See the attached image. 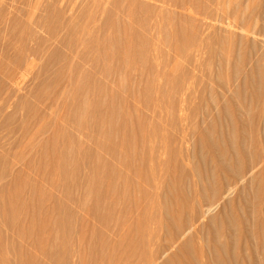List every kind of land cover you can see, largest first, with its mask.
<instances>
[{"label": "rangeland", "instance_id": "374dc122", "mask_svg": "<svg viewBox=\"0 0 264 264\" xmlns=\"http://www.w3.org/2000/svg\"><path fill=\"white\" fill-rule=\"evenodd\" d=\"M25 1L26 0H22V1L0 0V5L4 6V4H7L6 6L7 8L3 7L6 10V12L2 10L3 11L2 19L3 17L5 21L8 19L7 23L3 21L4 19L3 20L0 19L2 22L5 23V24L0 23V25H4L3 27L0 28V37L2 36L1 38L3 40V37L7 35L5 39L8 38L7 41L8 44H10V50H9V47L7 48L8 46L6 43L7 41H4L6 43L4 44L0 40L3 43V44L0 43L1 44L0 51L1 50L4 51L5 48H6L5 49L6 52L9 50L7 53L11 51L12 52L15 51V53L13 52L12 54L11 53L8 54L11 55L10 57L12 58L17 57L20 51L22 50L26 54L24 56V53L22 51L23 54L22 57H24L25 60L23 58V61H21L20 64L23 65L17 63L19 64L17 67L16 65L9 66V68L10 67L12 68L9 70V72L11 71L10 75L9 72L6 71L8 72L6 73L4 69H3L4 74L6 73L8 76L5 74L3 75L4 77L3 78L1 76L3 72L0 73V77H2L1 79L3 80L2 83V80L0 79L1 80L0 84L1 83L3 84V86H1L2 88L0 87L1 88L0 91H2L0 92L1 93L0 96L2 95L0 98L7 96L8 99L6 97H4V99L6 98L7 101L9 100L8 103L6 102V107H5L6 109L4 108L5 110H3L4 113L0 111V144H2L0 145V156L4 153L6 154V157L3 162V168L5 169L3 170L4 172H6L5 174L6 176L4 180L0 181V183L2 182V184L8 185V182L12 183L16 179L22 181L25 185L22 196H24V194L26 193L25 197H27V199L30 198L29 195L32 196L31 192L33 191L34 187L40 192H42L44 195L42 201V210L43 213H45L48 218L47 228L50 229L49 230L50 232L46 231L47 233L49 232L48 234L45 232L46 248L44 252L43 251L40 252L35 249L33 243L34 241H36V237L35 239L33 238L31 240L29 239L23 240L19 238L18 240H16L17 236L16 234L13 233V231H10V229L7 230V227L5 226H3V228L5 227L4 230L1 227L2 228L1 231L2 230L3 231L0 233L2 234L0 236V243L4 246V248L6 247L7 249H4L2 253L0 252L1 253L0 264H19L18 255L15 253L14 250L8 249L9 244L12 242L20 243L28 252V254L34 256L36 261L38 260L37 264H103L104 261L101 260L99 257L94 259L92 258L91 254H90L91 256H89L90 253L88 252L89 249L87 250L88 245H86L87 243L84 242V239L81 238L82 236L80 237L79 233L84 231L85 233L87 232V235H89L91 232L90 231L91 228H96L97 231L102 236L105 235L104 237L108 238V236L110 235L109 239L114 241L117 237H119L117 233L126 230L128 226L132 225L131 221L133 218L136 217L137 211L129 210L128 208L126 210L127 211L126 214L124 215L123 210L117 209L116 212H114L113 217L109 220L108 224H104V223L100 224V222L96 221L91 216V214H89L94 193L96 194H103V193L105 194V192L107 193V191H105L106 187L104 186H100L99 189L97 188L95 190L90 189L91 187L89 184L94 177V174L92 173V170H94L93 162L98 163L99 169L102 170L101 168H103V171H106L108 169L107 165L110 164V160L111 163L114 162L113 163L114 167L113 164H110L112 168H116L115 166H118L119 164L114 158H112V156L108 152L105 153L104 151L105 149L102 150L100 145L98 146L96 144L97 142L95 143V141H99L98 144L100 142L104 143V141L102 142V140H105L106 142L104 131L109 129L108 127L110 124L107 125V123L105 124L103 122L101 123L102 121L101 119L100 121L99 120L97 121L98 125H100V128L98 125H97L98 127L89 125V124H93V125L96 124V122H94L93 120L92 121L94 123L91 122L90 118H89L90 122L86 121V119L90 117L88 114H90L94 110L93 105H91V103L93 104L95 101L101 102V106L97 109V112H99L100 114L102 113V111L105 110L103 115L100 114L102 116L106 115L105 112L108 113L109 111L111 112V110L114 109L113 110L114 113H118V114L114 115V113L112 112L111 113L114 115L113 122H116L118 120L116 123H120V118L122 114H124L125 112H129L131 114L132 112L131 118L133 117V120L134 118L135 120L137 119V121L134 120L133 122L134 125L139 124L140 122L143 123V126L145 125L143 127L144 128L143 134L145 135V141L147 139L149 141L147 140V143H144L146 145L144 146V149L145 147H147L148 144L150 145V146L148 145L149 147H147L149 148L148 150H150L151 149L150 147L152 146H154L152 147L153 150L154 148L156 150L157 148H159V146H161V149H157L161 152L163 146L166 148V144H168L167 141L168 139L166 137L168 136L167 135L168 132L171 130V132L169 133L173 136L176 135L175 137L177 138V140H175L176 139L175 138L172 141V144H174L175 146V144L177 143L178 145L176 144V146L182 150V153L185 152L183 154L182 153L179 154V157L181 158L180 162L182 160V162L185 165L187 164L186 166L184 164L182 166L187 168L185 169L187 170L190 179L194 178L192 174V170L194 166L193 164L195 163L194 161H196V156H194V145L197 139L196 134L194 133H197V128L199 129L202 128V127L200 128V125L202 126L203 122H201V118L198 112L194 113L195 111L193 112L192 109L193 106L196 105L198 102V100L195 99H197L196 98L197 95L200 94L198 93L200 92V89L202 90L201 86L203 84H207L208 82L211 83L214 80V76H212L211 73H213V70L215 69L214 67H217L216 62H210L211 64L208 63L209 62L207 60L208 44L213 40L212 38L215 34L220 35V33L221 35H226L229 33L233 34L232 36L234 38L244 37L249 41H253V42L255 41L257 44L262 39V37L260 35H257L256 33H253L252 30H249L250 31L249 33L248 30L246 32V30H242L241 28L238 27L235 28V25L233 26L228 22V20L230 21L231 19H233V14H232L233 12L231 11V5H232L231 2L233 0H223L222 1L223 3L221 2V0L220 1L219 0L216 1L214 0H208V1L206 0L203 1L202 0H27V2ZM28 1L30 5L32 6L34 5L33 8L28 4ZM249 1H254V0H249ZM258 1L262 2V4L264 3L263 0H258ZM46 2H48V5L49 3H52L50 5L56 4V6H58L56 7V9L64 8L62 10V12L64 13L61 12L60 16H58L57 18L56 16L57 11H54V8L48 10V8L46 9L43 7L45 4H46L45 7H48ZM20 3H23L24 5L27 3L28 6H30L31 8L25 5L26 6L25 9L27 7L28 8L26 11H23L22 9H24L23 7L24 5L22 4L23 6L22 5L21 6L23 8L17 10V8L20 7L18 6ZM27 11L29 12L27 13ZM5 13H8L6 14L7 17L6 15H4ZM194 13H196V15ZM206 16L208 17L206 18ZM223 17L227 20H225ZM9 19H13V20L11 21ZM40 19L41 22H39ZM179 19L180 20L182 19V22ZM19 20L23 23L22 25H24V28L26 27L24 30L22 28V32L23 34L27 33L26 36L28 37V39H30V41L27 42L28 45L25 43L28 40L27 37L26 39L25 37H23V40L24 39L26 40L23 41V44L20 42L21 41L20 39L19 41H17L18 39L15 38L22 35V32H19L21 33L20 35L18 34L19 31L17 29L18 24L16 25V22L19 23ZM58 20L59 23H61V25L58 27L57 31L55 32V37H53L54 35L51 36L46 28L48 24L50 25V23H55ZM8 21L9 22L11 21L10 24L12 25L14 23L13 26L17 29V31L10 24L9 26L7 25ZM43 21L45 22L44 24L42 23ZM5 28L9 29L8 31L10 32L8 33V31ZM12 28L13 31L11 30ZM20 28L21 27H19V29ZM1 29L3 31L5 30L6 32L5 31L3 32ZM180 29L182 30V32L180 31ZM212 29L215 30L212 31ZM14 30L16 32H14ZM26 30H29V32H27ZM11 31L14 33H11ZM25 31L26 33H24ZM179 31L180 33H183L184 36L186 34L188 36H185L186 38L181 37L180 40ZM185 31L187 33H184ZM15 33H17L18 36ZM246 35L249 37H247ZM10 36H12L11 37L12 39L10 38ZM13 36L16 42V44L13 42L15 45L13 43L12 44L10 43L13 40ZM191 36H193L192 39L190 38ZM259 36L261 37V39ZM233 37L232 39H234ZM187 38H189L188 41H186ZM171 42L174 43V46L173 43ZM188 42L190 43L187 44ZM20 43L22 44L21 48H19ZM131 43L136 44L135 49L133 50L139 49L140 51L139 50H137L136 52L132 50L126 51L130 46L129 44ZM178 43L179 45H177ZM263 43L264 42L261 43V41L259 42L260 45H262ZM2 45L3 46L7 45V46L4 48ZM12 45H14V47L18 45L16 46L18 49L16 47L14 49ZM180 45H182L183 47L182 48L183 50L179 48L180 50H182V52L181 51L179 52L178 49ZM184 45L187 46L185 47ZM29 47L32 49H29ZM3 51H1V53L4 56V53L6 52L3 53ZM138 51L139 53L141 52L142 55L138 54ZM118 52L121 53L120 57L116 55L118 54ZM16 53H18V55H16ZM50 53L51 55H48ZM42 54L44 55L42 56ZM143 54L146 55L144 56ZM187 54L190 57L187 56ZM2 55L0 56V58L3 57ZM8 55L3 57V60L1 58V60L4 61V63H7L11 59L10 57H8ZM28 56L29 58H27ZM37 57L38 59H36ZM178 57L182 59H179ZM197 58L198 59L200 58L199 61ZM29 59L30 61H27ZM41 59L44 62L43 64ZM47 61H51V62L49 63ZM204 61L208 63L206 65L210 66V68L212 67L211 69L213 70L211 72H209L210 70L206 71L209 67L204 65L205 64ZM26 62L27 63L32 62V63L29 65ZM196 62H200L201 65L200 63L198 64ZM0 65L2 66V64ZM154 65H156L157 67ZM46 66H48L47 69ZM40 68L42 69L43 73L37 74L38 72H40L39 71L41 70ZM185 69L186 71H184ZM186 73L189 74V76ZM206 75L208 77H206ZM184 76L186 77V79ZM202 76L205 77V79H203ZM208 78L210 80H208ZM175 79L179 80V84L180 83L182 84L183 82L182 85H184L185 87L181 85L180 87L182 88L184 87L185 89L183 88L184 90H181L180 92L179 90H175L177 93H173L171 95L172 101L170 100L171 97H169L170 94H167L168 97L162 95L161 105L163 109H159V110L156 109L158 107L153 106V104L157 101V95H158L157 92L163 89L164 91L162 92L167 93L170 90L168 88H171L170 86ZM185 80L187 84L185 83ZM42 82L45 84V86ZM38 84H40L39 87ZM194 85L195 87H191ZM41 87L43 88L41 89ZM145 89L147 94L144 92ZM140 90L144 92V94ZM145 94L149 95V98H147ZM182 96L183 97L185 96L184 97L185 99H183ZM141 98L144 99V102L147 101V103L144 104L141 101ZM186 98H188L187 100H189V103L186 102L187 101ZM109 99L111 100V102ZM153 99H154V103L152 102ZM2 100L0 99V101ZM92 100L93 102H90ZM169 102L171 104H169ZM173 102L174 103L177 102V104H174ZM89 103L91 106L89 105ZM107 103H109V106ZM72 105L74 106V108ZM149 105H151V107ZM147 106H149V108ZM152 106L154 107V109ZM109 107L113 109H109ZM76 108L79 110L75 111ZM72 109L74 110V112L72 111ZM124 110L127 111L124 112ZM110 112L108 114H110ZM9 115H10V120L5 122L4 118L5 119L6 117L8 118ZM73 116H75V119ZM170 117L171 118L173 117L175 119L170 121V122L173 121V124L168 122ZM83 120H85L86 123L88 122L89 124L80 123V122H85ZM104 120L105 119H103V121ZM3 121L5 125L2 126L1 124H3ZM150 121L153 122L155 127ZM105 122L107 121L105 120ZM116 123H114L113 126L116 125ZM101 124L103 127L101 126ZM151 124L153 127H150ZM6 125L8 127H6ZM196 125L199 127H196ZM21 126L22 128L23 127L25 128L23 129L25 132L22 130ZM11 127L12 130H10ZM101 127L103 129H101ZM7 128H9V130ZM154 128L156 131H154ZM5 131L8 134H6ZM182 131L185 133H183ZM3 133L6 134L8 138L6 137V135H2ZM61 133L63 134V136H60ZM161 133H163V135ZM94 134L96 135L94 137L95 139L93 138ZM100 134L102 137L100 136ZM186 134H188V136ZM179 135L182 136L184 141L180 142V140L182 139L181 136L179 137ZM54 138H57L56 141L59 139L57 141L58 144H60V141H62L63 143H67L66 144L67 157L64 161V167L66 168V171L70 172L69 181L71 182V184L69 185L68 190H66L67 185L66 182L63 181L64 179L60 177L59 174L57 175L52 169H50L51 164H55V161L50 155H47L44 159L45 161L43 162V168L45 169V172L44 169H42L43 172L39 171L38 165L40 164L42 159L41 155L39 154L43 152L42 150L44 151L46 150L47 148L46 145H48V142ZM114 139L118 141L117 137H115ZM158 139L160 141L162 140V142H160ZM63 140H65L66 142ZM40 141H42L43 143ZM154 141L155 142L157 141L158 144L155 143ZM154 143L156 146L153 145ZM42 144L44 145L43 146L44 148L42 147ZM146 149L144 151H146ZM148 150L146 151V155L144 156H147L148 160L145 161L146 170H148L150 167V170H148L150 174L153 170L152 169L153 167L151 166H155L154 164L151 163H154L155 159L158 158L159 155L161 156V157L159 156V159H157L159 162L157 160L156 161L158 163L155 162V164H157L156 165L157 168L155 170L158 180L159 178L163 177V174L166 175L165 168L164 169L162 168L165 166L163 162L167 158L166 150L163 149L165 150V152L162 151L161 153H159V155H157L158 154L157 150L156 152L154 150L156 154L153 152L152 149L150 151ZM181 150L179 152H181ZM93 153H95V157H93L94 159L91 158V155ZM152 153L155 154L154 156L152 155L153 158L157 156L155 157V159L152 158L151 156ZM107 154L110 156H107ZM181 154L183 157L180 156ZM150 158L152 159V162ZM91 159H93L94 161H92ZM105 161L106 163H104ZM76 162L79 163V165H77L78 167H76V164H78ZM99 163L101 166L99 165ZM158 164H163L164 166ZM104 165L107 167V169ZM110 165H108L109 169H111ZM120 166L121 164H119V167ZM119 167H117L118 170ZM120 168H124V167L121 166ZM124 169H122V172H125V170H127ZM75 170H76V174L74 175L72 173H75ZM39 172L41 175L39 174ZM158 172H160V174ZM130 174L131 173L129 172V176ZM150 174L148 173L149 178H151L150 176H153L154 173H152V175ZM134 177L136 178L137 176ZM136 179L137 182L138 180H140V178L138 177ZM157 180L153 181L154 184L152 182V178L149 180V182L151 183L148 182H147L148 184L143 183V185L146 186V190L147 191L149 190L148 191L149 195L155 194L159 196L161 194L162 192L161 186H158V184L160 183L158 181L161 179H159L158 181ZM155 186H158V188H160L161 191ZM64 188L66 191L64 190ZM151 200L153 199L150 196L147 197L146 203L150 205ZM105 202H106L105 204H107V200ZM104 205L101 206V210L103 209L102 211H104L105 209ZM151 209L153 210V208L151 207L148 208L147 216L151 214L149 212L152 211ZM218 210H219L218 207L214 209L210 214H208V216L206 215L207 218H204L205 220L203 219L204 221L202 222L207 221L208 217L217 213ZM117 213L119 215H117ZM115 216L118 217L119 220H117ZM123 216L126 219L123 218ZM150 216L145 218L146 219L145 226L147 232L152 226V221ZM57 219L58 221L62 220L63 223L62 221H60L61 223L60 222L58 223ZM67 223L69 225H67ZM147 224L149 225V227L147 226ZM107 225H110L112 227V233L110 232L111 230H109ZM80 226L83 228H81ZM80 228L82 229V231ZM5 229L7 231H5ZM116 229L118 230L117 233H116ZM5 232H7L8 234ZM12 235L13 236L15 235L14 236L15 238ZM47 235L49 236V238L47 237ZM173 251L174 248H172L163 258L158 260L157 264H161L163 259H165L167 255Z\"/></svg>", "mask_w": 264, "mask_h": 264}, {"label": "bare ground", "instance_id": "6f19581e", "mask_svg": "<svg viewBox=\"0 0 264 264\" xmlns=\"http://www.w3.org/2000/svg\"><path fill=\"white\" fill-rule=\"evenodd\" d=\"M206 1H208V0H206ZM214 1H216V0H214ZM214 1H212V2H214ZM222 1L223 0H221V2ZM257 1H255V0L254 1L233 0L231 2L232 5L230 4L231 5V11L233 12L232 13L233 19H231L230 21L228 20V22L230 24H232L233 26L235 25V28L236 27L241 28L242 30H246V32H247V30L248 31L252 30L253 33H256L257 35H260L262 37V39H261V37L259 36L261 39L260 41L262 43V42H264V3L262 4V2H259V1L257 2ZM25 2H27V0ZM46 3H47L48 7H45L46 4L43 7L46 9L48 8V10L54 8V11H57L56 16L58 18V16H60V14L64 8H58L59 9L58 10V9H56V7H58V6H56V4L50 5L52 3H49V5H48V2H46ZM22 4L23 3H20L18 5L20 7L17 8V10L24 7V9H22V10L26 11L28 7L31 8L30 6H32V5H30L29 1H28V4L30 6H28V4L26 3L25 5L28 6L26 9H25L26 6L24 4H23L24 5L23 6ZM197 4H198V2H197ZM0 6H2V5H0ZM6 6H7V4H4V6L0 7V10L1 11L4 10L6 12V10L4 9V8H7ZM33 6H32V8H33ZM193 7H195V6H193ZM1 8H3V9H1ZM202 8H203V6H202ZM221 8H223V7H221ZM22 10H19V11H22ZM207 10H208V8H207ZM1 11H0V13H1L0 19L3 20L4 19V17L2 19L3 11L2 12ZM222 11H223V9H222ZM28 12L29 11H27V13ZM21 13H23V12H21ZM62 13H64V12H62ZM6 14H8V13H5L4 15H6ZM24 14H26V13H24ZM194 14L196 15V13H194ZM211 15H213V14H211ZM218 16H219V14H218ZM6 17H7V15H6ZM207 17L208 16H206V18ZM8 18H9V16H8ZM7 20L5 21V19H4L3 21H5V23H7ZM9 20L12 21L13 19H9ZM225 20H227V19H225ZM11 21L10 22L8 21V24H7L8 26L11 23ZM180 21L182 22V19ZM39 22H41V19ZM0 23H4V22L1 21ZM42 23L44 24L45 22L43 21ZM210 23H211V21H210ZM17 24L19 27H21L20 28L21 30H20L19 27L17 26V29L19 30L18 34L20 35L21 33H19V32H22V28L24 30L26 27L24 28V25H22L23 23L20 20H19V23L16 22V25ZM19 24H21V25H19ZM10 25L13 26L14 23H13V25L12 24H10ZM60 25H61V23H59V20H58L55 23H50V25L48 24L46 29L48 30V32L51 36L54 35L53 37H55V32L57 31V29ZM65 25H66V23H65ZM3 26L4 25H0V28ZM45 26H46V24H45ZM170 26H171V24H170ZM189 27H191V26H189ZM27 28H28V26H27ZM9 29H6V30L8 31ZM17 29L15 28L16 31H17ZM181 29H180V31L182 32ZM11 30L13 31V28ZM15 30H14V32H16ZM214 30L212 29V31H214ZM12 31H11V33H14ZM26 31L29 32V30H26ZM26 31L24 33H26ZM180 31H179V33H180ZM9 32L10 31H8V33ZM207 32H208V30H207ZM184 33H187V32L185 31ZM199 33H200V31H199ZM249 33H250V31H249ZM15 34L18 36L17 33H15ZM26 34H23V32H22L23 36L20 35L19 37H15V38L18 39L17 41H19V39H20L21 40L20 42L23 44V41L27 37ZM203 34H205V33H203ZM191 35H193V34H191ZM232 35L233 34H230V33L226 34V35H221V33H220V35L215 34L212 38L213 40L208 44V47H207L208 48L207 60L209 61L208 63L216 62L217 67H214L215 69L213 70V69H211L212 67L210 68V66L206 65V64H208L205 62L206 60L204 61L205 62L204 65L208 66L210 68V69L209 68L207 69V67H206V69H207L206 71L210 70L209 72H211L213 70V73H211V75L214 76V80L211 83L208 82L207 84H203L201 86L202 90L200 89V92H198L200 94L197 95V97H196L197 99L194 98L195 100H198V102L196 105L193 106L192 110H193V112L195 111L194 113L198 112V114L200 115V118H201V122H203V125L202 126L200 125V128L201 127L202 128L201 129L197 128V133H194V134H196V137H197L195 145L193 144L194 145V156H196V161H194L195 163L193 164L194 165L193 170L191 169L194 178L190 179V176L186 170L187 168L182 166L184 164L182 162V160H181L182 163L180 162L181 158L179 157V154L182 153V150L176 146L177 143L175 144V146H174V144H172V141L176 138L175 137L176 135L175 136L171 135L169 133V132H171V130L168 132V134H167L168 136L166 137L168 139V140L166 139L168 141V144H166V148L163 146V149L166 150V154H167V158L163 162L165 166L163 164H158V165L164 166L162 168L163 169L165 168L166 175L163 174V177L159 178L161 180L158 179L159 180L158 181L157 180L158 177L156 176V170H155L157 168V166H156L157 164H155V162L156 163L159 162L157 160V159H159V156H160L159 153H161L162 151L165 152V150L162 149V151L160 152L157 149H161V146H159V148L156 147L157 148L156 150L158 153L157 155H159V156H158V158L155 159V157H157V156H155L154 158H153V156L156 154L155 153L156 150L154 148V150H155V152H154V150L152 148L154 146L150 147L153 150V152L155 153V154H153V153L151 154V156L153 155L152 158L155 159V162L151 163V164H154L155 166H151V167H153L152 168L153 170L150 174V172H148V170H150V167H149V169L147 168L148 170H146V163H145V161H147L148 159H147V156H144V155H146V151L149 149L147 147L150 146L148 144L149 146L147 145V147H145V149L146 148L147 149H146V151H144L145 150L144 146H146L144 143H147V140H148L147 139L145 141V135L143 134V132H144L143 127L145 125L143 126V123H141V122L139 124L134 125L133 122H134L135 118L133 120V117L131 118L132 112H131V114L129 112H125L127 110H124L125 113L122 114V116L120 118V123H116L118 120L116 122H113L114 121L113 116L115 114L116 115L118 114V113H114L113 108L109 107V109H113V110H111V112L114 113V115L109 111L110 114H108L109 112L108 113L105 112L106 115L102 116L105 110L102 111V113H100L102 115H100L99 112H97V109L101 106V102L95 101L93 104L91 103V105H93L94 110L90 114H88L90 116L87 118L88 120L86 118L85 119H86V121H89V118H90L91 122L94 121V122H96V124L93 125V124H89L88 122L87 123L91 126L96 127L98 125L97 121L98 120L100 121L102 119L101 123L102 122L104 124L107 123V125L110 124L109 127L107 126L109 129L104 131V135L106 137V138L105 137L104 138L106 139V142H105V140H102V142L104 141V143L100 142L101 144L100 143L98 144L99 141H95V143L97 142L96 144L98 146L100 145L102 150L105 149L104 150L105 153L108 152L112 156V158H114L119 164H121L122 167L127 169L128 172L124 168H120L121 166L119 167V164H118V166H115L116 168H112L110 164H113L114 162L111 163V160H110V164H108V165H110L111 169H109L108 165H107L108 169L105 166L106 164L104 165L107 169L106 171H103V168H101L102 170H100L98 163L93 162V164H94L93 169L94 170H92V173L94 174V177L89 184L91 187L90 189L95 190L97 188L99 189L100 186H104L107 188V190L105 188V191H107V193L106 192H105V194L104 193L103 194L94 193L93 200H92V203L90 206V213L89 214H91V216L96 221L100 222V224L101 223L108 224L109 220L113 217V214H114V212H116L117 209L123 210L124 215L126 214V212H127L126 210L128 208H129V210L137 211L136 217L135 218L131 217V218H133L131 221L132 225L128 226L126 228V230H124L122 232L120 231V233H117L118 230L116 229V233L119 235V237H117L118 239L116 238L114 241L109 239L110 235L108 236V238L104 237L105 235L102 236L97 231L96 228H91L90 234L87 235V232L85 233L84 231H82L81 228H83V227L80 226L81 227L80 229L82 231V232L80 231L81 233H79L80 237L82 236L81 238L84 239V242L87 243L86 244V245H88L87 250L89 249L88 250V252H90L89 256L92 255V258L95 259V258L99 257L101 260L104 261L103 264H157L158 260L163 258L172 248H174V251L171 252L170 254H168L167 257L165 259H163L161 264H264V43L262 45H260L259 44L260 41L258 40L259 41L258 42L259 45H258L255 41L254 42L249 41L248 39H246L244 37H235L234 38ZM185 36H188V35L186 34ZM185 36L183 33H180L179 34L180 40H181V37H185ZM1 37H0V40L4 44L7 43L8 46L7 45L6 46H7V48L9 47V50H10V44H8V41H7L8 38L5 39V37H3V40H2ZM11 37L12 36H10V38ZM23 37H25L24 40H23ZM174 37H176V36H174ZM192 37L193 36H191L190 38L192 39ZM194 37H195V35H194ZM232 37L234 39H232ZM247 37H249V36H247ZM48 38H50V37H48ZM209 38H210V36H209ZM27 39H28V37H27ZM188 39L189 38H187V40L186 39L185 40L188 41ZM13 40H14V36H13ZM13 40L10 43L12 44L14 42L16 44L15 40L14 41ZM177 40H179V39H177ZM1 41H0V43H2ZM4 41H7V42L5 43ZM29 41H30V39H28L25 43L27 44V42H29ZM181 42H184V41H181ZM21 43L19 44V48H21V46H22ZM171 43H173V42H171ZM189 43L190 42H188L187 44H189ZM14 45H12V46L15 49V47L18 45H16L15 47H14ZM117 45H119V44H117ZM129 45L130 46L128 47V49L126 48L127 49L126 51L132 50V51L136 52L137 50H139V49L133 50V49H135L136 44L131 43ZM177 45H179V43ZM6 46L4 45L3 47L5 48ZM173 46H174V43H173ZM190 46H193V45H190ZM30 47H29V49H32ZM179 48L182 49L183 48L182 45H180V47H178V49ZM0 49H1V44H0ZM5 49H4V51L3 50H1V51H3V53L6 52ZM180 49H179V52L180 51L182 52L183 49L182 50H180ZM1 51H0V56L2 55ZM22 51H20L19 55H18V53H16V55H18V56L13 57V58L10 57L11 55H8V54H10V53L12 54L13 52L15 53V51H13V52L11 51L9 53H7V52L4 53V56L2 55L3 57L8 55V57H10L11 59L9 60L6 57L9 60V61L7 60L9 63L7 61H5L7 63H4V61H2L3 57H1L2 60L0 58V60H1L0 64H2V66L0 65V67H1L0 73L3 72V69L5 72L6 71L9 72V70L12 69L11 67L9 68V66H15L16 65V67H17L21 63V61H23V58H24V57H22V55H23ZM43 51H45V50H43ZM139 51H138V54H141V52L139 53ZM154 51H156V50H154ZM36 52H38V51H36ZM23 53H24V51H23ZM142 53H144V52H142ZM177 53H178V51H177ZM120 54L121 53L118 52V54H116V55H118L120 57ZM188 54H187V56H189ZM25 55L26 54L24 53V56ZM43 55L44 54H42V56ZM48 55H51V53ZM143 55L145 56L146 54H143ZM156 55H157V53H156ZM14 56H15V54H14ZM30 57H31V55H30ZM109 57H110V55H109ZM27 58H29V56ZM178 58L182 59L180 57H178ZM36 59H38V57ZM36 59H34V60H36ZM199 59H198V61H199ZM24 60H25V58H24ZM27 61H30V59ZM31 61H33V60H31ZM51 61H47V62L50 63ZM17 63H19V64H17ZM22 63H24V62H22ZM31 63L28 62L27 64L30 65ZM43 63L44 62L42 60V64ZM153 63H156V62H153ZM196 63L199 64L200 62H196ZM42 64H41V66H42ZM164 64H166V63H164ZM202 64H203V62H202ZM20 65H23V64H20ZM47 65H48V63H47ZM149 65H150V63H149ZM190 65H191V63H190ZM200 65H201V63H200ZM247 65H248V67H247ZM154 66H156V65H154ZM47 67L48 66H46V69H47ZM185 68H186V66H185ZM39 71L40 72H38V73L36 72V73L37 74L43 73L42 69ZM43 71H44V69H43ZM184 71H186V69ZM198 71H200V70H198ZM8 72H6V73H8ZM192 72H194V71H192ZM10 73H11V71L9 72V75H10ZM13 73H15V72H13ZM13 73H12V75H13ZM58 73H59V71H58ZM5 74L3 72L1 76L3 77V75H5ZM187 75L189 76V74H187ZM2 77H0V79ZM194 77H195V74H194ZM206 77H208V76L206 75ZM209 78H210V75H209ZM209 78H208V80H210ZM185 79H186V77H185ZM203 79H205V77H203ZM1 80H0V82H1ZM197 80H198V78H197ZM155 82H157V81H155ZM201 82H202V80H201ZM2 83H3V80H2ZM2 83L0 84V87L3 86ZM185 83L187 84L186 80H185ZM195 83H196V80H195ZM182 84H183V82H182ZM182 84L181 83L179 84V80L175 79L170 86L171 88H168L170 90L167 93H163L162 92V91H164L163 89H161V91L159 90L157 92V94H158L157 95V101L155 103H154V99L152 101L155 104L154 105L152 103L153 106L158 107V108H156L158 110L163 109L162 105H161V103H162L161 96L162 95L167 96V94H170L169 97H171V95L173 93H177L175 90H179V92L181 90H184L185 86ZM180 85L184 86L183 87L184 89L182 87H180ZM195 85L191 86V87H195ZM39 86H40V84H38V87ZM44 86H45V84H44ZM42 88L43 87H41V89ZM166 88H167V86H166ZM94 90H93V92H94ZM0 92H2V91H0ZM144 92L146 93V89L144 90ZM144 92H142V93L144 94ZM146 94H145V96H147V98H149V95H146ZM4 97L7 98V96H4ZM4 97L0 98L1 100L3 99L2 101H0V111H2L3 113H4L3 110L6 109L5 108L6 102L7 103L9 102V100L7 101L6 98L4 99ZM184 97H183V99H185ZM144 98H146V97H144ZM75 99H73V100H75ZM187 99L188 98H186V100ZM99 100H101V99H99ZM170 100L172 101V97L170 98ZM141 101L144 104L147 103V101L144 102V99H142V98H141ZM90 102H93V100ZM110 102H111V100H110ZM186 102L189 103V100H187ZM109 103H107L108 106H109ZM179 103H180V100H179ZM169 104H171V103L169 102ZM174 104H177V102ZM75 105H77V104H75ZM78 105H79V103H78ZM89 105H90V103H89ZM144 106H142V107H144ZM149 106L151 107V105H149ZM149 106H147V107L149 108ZM73 108H74V106H73ZM77 108L75 109V111L79 110ZM153 109H154V107H153ZM89 110H90V108H89ZM107 110H108V108H107ZM72 111L74 112L73 109H72ZM87 111H88V109H87ZM3 113H2V115H3ZM75 116H73L74 119H75ZM187 117H189V116H187ZM103 119H105L107 122H105V120L103 121ZM8 120H10V115L8 116V118L6 117V119L4 118L5 122H7ZM115 120H116V118H115ZM171 120H175V119L173 117L172 118L170 117L168 122H170ZM4 121H3V124H1L2 126L5 125ZM83 121H85V120H83ZM86 121L80 122V123H86ZM135 121H137V119ZM198 122H197V124H198ZM114 123H116V125L113 126ZM151 123L153 124V122H151ZM170 123L173 124V121ZM152 124L150 127L154 126V124H153V126H152ZM82 125H84V124H82ZM98 126L100 128V125H98ZM101 126H102V124H101ZM6 127H8V126L6 125ZM9 127H10V125H9ZM102 127H101V129H103ZM196 127H199V126L196 125ZM21 128H22V126H21ZM7 129L9 130V128H7ZM23 129H25V128L23 127L22 130ZM105 129H107V128H105ZM10 130H12V127ZM181 130H182V128H181ZM150 131H151V129H150ZM154 131H156L155 128H154ZM183 133H185V132H183ZM6 134H8V133L6 132ZM6 134L3 133L2 135H6ZM54 134H56V133H54ZM161 134L163 135V133H161ZM186 135L188 136V134H186ZM60 136H63V134L61 133ZM95 136L96 135L94 134L93 138ZM100 136H101V134H100ZM180 136L181 135H179V137ZM6 137H7V135H6ZM115 137H117L118 141L114 139ZM91 138H92V135H91ZM56 139L57 138L51 139V141L48 142V145H46L47 146L46 150L45 151L42 150L43 152H41V154H39V155H41V158H42V159L40 158L41 162L38 165L39 171L43 172L42 169H44L43 168V162L45 161L44 159L47 155H50L53 158V160L55 161V164H51L50 169H52L57 175L59 174V176L64 179V180L63 179L62 180L64 182H66V185H67L66 190H68L69 185L71 184V182L69 181L70 172L66 171V168L64 167V161L67 157V154H66V144L67 143H63L62 141H60V144H58L57 141L59 139L57 141H56ZM181 139L182 140H180V142L184 141L182 136H181ZM184 139H185V137H184ZM175 140H177V138ZM63 141H65V140H63ZM167 141H165V142H167ZM185 141H187V140H185ZM40 142H42V141H40ZM160 142H162V140ZM95 143H93V144H95ZM155 143H157V141ZM155 143L153 145H155ZM186 144H184V145H186ZM0 145H2V144H0ZM43 146L44 145L42 144V147ZM150 150H148V151H150ZM180 150H181V152H179ZM183 153H185V152H183ZM182 154L180 156H182ZM110 155L107 154V156H110ZM148 155H149V153H148ZM5 157H6L5 153L0 156V181L4 180V178L6 176L5 175L6 172H4L5 169L3 168V162H4ZM93 157H95V153H93L91 155V158H93ZM145 157H146V159H145ZM93 159H91V160L94 161ZM105 160H106V158H105ZM151 162H152V159H151ZM29 163H31V162H29ZM76 163H78V162H76ZM104 163H106V161ZM77 165H79V163L76 164V167H78ZM99 165H100V163H99ZM113 167H114V164H113ZM117 167H119V170ZM122 169L125 170L126 174H125V172H122ZM76 170H75V173H72V174L75 175ZM120 170H121V172H120ZM169 170H170V172H169ZM40 172H39V174H40ZM44 172H45V169H44ZM129 172L131 173L130 176H129ZM147 172L150 175H152V173L155 174V175L153 174V176H150L152 178V182L156 181V180L158 182H160L159 184L157 183L158 186H161V189H162V192L159 196L155 195V194H154L155 196L153 194L149 195V193H148L149 190L147 191L146 186L143 185V183H145V184L151 183V182H149V180L151 178H149V175ZM127 173H128V175H127ZM158 173L160 174V172H158ZM134 176H137L138 178H140V180H138V182H137L136 181L137 177L135 178ZM134 178H135V180H134ZM140 181H141V183H140ZM0 184H1V186H0V217H1L0 218V233L4 230L5 227H7V230L10 229V231H13V233L16 234V236H17L16 240H18V238L23 239V240H27V239L31 240L33 238L35 239V237H36V241L33 242L35 249L37 251H40V252L43 251L44 252V250L46 248L45 247V244H46V236L45 235L47 233L46 231H49L50 229L47 228L48 218H47L46 214L43 213V210H42V201H43V197H44L43 193L40 192L39 190H37L35 187L34 188L31 187V188H33V191L31 192L32 196L29 195L30 198L27 199V197H25V194H26L25 192H24L25 193L24 196H22L24 188H25V185L22 181L16 179L12 183L8 182V185L2 184V182ZM153 184H154V182H153ZM62 185H64V184H62ZM26 186H28V185H26ZM158 186H155V187L158 188ZM64 187H66V186H64ZM158 189H160V188H158ZM161 189H160V191H161ZM64 190H65V188H64ZM157 192H155V193H157ZM149 196L153 199L150 201V205L146 203V198ZM106 200H107V204H105ZM159 200H160V202H159ZM102 205H104V207H105L104 211H102L103 209L101 210ZM149 207L153 208V210L151 209L152 211H149L151 213V214H149V216L151 215L150 218L152 221V226L150 225L151 228L147 232V229L145 226L146 225L145 224L146 223L145 218L149 217V216H147ZM217 207L219 208L217 213L209 216L207 221L202 222L205 220L204 218H207L208 214H210ZM117 215H119V214L117 213ZM116 218H117V220H119L118 217H116ZM123 218H125V217L123 216ZM62 220H63V218H62ZM62 220H60V221H62ZM57 221H58V219H57ZM60 221H58V223ZM65 221H67V220H65ZM148 221H150V220H148ZM148 221H147V223H148ZM62 223H63V221H62ZM67 225H69V224L67 223ZM3 226H5V227L3 228ZM107 226H108L109 230H111L110 232L112 233V227L110 225H107ZM147 226L149 227L148 224H147ZM1 227L3 228L2 231H1V229H2ZM67 227H69V226H67ZM7 230L5 229V231H7ZM5 233H7V232H5ZM1 235L2 234H0V236ZM47 237L49 238L48 235H47ZM4 249H7V248L6 247L4 248V246L0 243V252L2 253ZM8 249L14 250L15 253L18 255L19 264H37L38 260L36 261L34 256L28 254V252L25 250V248L20 243L12 242L9 244ZM54 257H56V256H54Z\"/></svg>", "mask_w": 264, "mask_h": 264}]
</instances>
